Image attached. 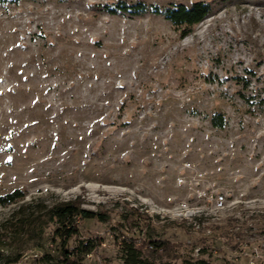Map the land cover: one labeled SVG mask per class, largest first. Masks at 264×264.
<instances>
[{"label": "rangeland", "instance_id": "obj_1", "mask_svg": "<svg viewBox=\"0 0 264 264\" xmlns=\"http://www.w3.org/2000/svg\"><path fill=\"white\" fill-rule=\"evenodd\" d=\"M117 1L0 3V194L106 213L80 220V237L102 243L79 264H123L119 241L148 233L189 256L226 222L241 235L218 236L211 261L264 264V0H202L210 10L185 36L164 12L196 0L104 9ZM52 230L41 249L56 256Z\"/></svg>", "mask_w": 264, "mask_h": 264}, {"label": "trees", "instance_id": "obj_2", "mask_svg": "<svg viewBox=\"0 0 264 264\" xmlns=\"http://www.w3.org/2000/svg\"><path fill=\"white\" fill-rule=\"evenodd\" d=\"M5 1L0 0V3ZM103 7L109 13L126 12L135 15L145 12L149 7L154 12H159L158 7L148 6L141 1L130 3L119 0ZM209 10V3L196 0L190 5L173 4L167 7L164 13L166 18L180 28L182 35L185 36L206 16ZM209 121L217 128H223L226 124L221 112L211 114ZM24 199L25 192L21 188H14L0 194V207L15 204L8 215L0 220V264L19 262L23 251L28 247L41 248L42 240L50 225L53 226L50 240L56 245L57 255L54 256L50 249L45 250L39 257L29 260L28 264L36 260L47 264H79L87 254L94 253L102 243L99 237H80L79 222L88 218H96L105 222L109 218L106 213L82 207L81 202L76 198L57 199L51 202H45L40 198H32L28 201ZM194 218L199 221L190 222L189 227L192 229L202 221L199 217ZM205 228L212 229L213 233L194 241L190 245L189 256H183L178 251L180 246L188 247L184 241L176 243L168 238H155L148 233L146 237L138 241L137 238L121 239L117 244L116 257L124 264H155L156 260H161L163 257L181 258L182 264H216L211 261V256L217 249L218 236L222 234L232 239L233 237L239 238L241 233L232 231L233 227L228 222L211 223ZM197 244L201 245L197 246ZM194 248H197L196 257L190 255Z\"/></svg>", "mask_w": 264, "mask_h": 264}, {"label": "built area", "instance_id": "obj_3", "mask_svg": "<svg viewBox=\"0 0 264 264\" xmlns=\"http://www.w3.org/2000/svg\"><path fill=\"white\" fill-rule=\"evenodd\" d=\"M218 198H224V196L223 195H219V196H217L216 199H218ZM49 246H52L51 242L49 243ZM41 254H42V249L41 248H37V253L36 254L30 255V257H23V261H21L20 264H28L29 260L35 259V258L39 257ZM87 256H90V253L87 254ZM100 264H111V263H100Z\"/></svg>", "mask_w": 264, "mask_h": 264}, {"label": "crops", "instance_id": "obj_4", "mask_svg": "<svg viewBox=\"0 0 264 264\" xmlns=\"http://www.w3.org/2000/svg\"><path fill=\"white\" fill-rule=\"evenodd\" d=\"M124 264V263H123Z\"/></svg>", "mask_w": 264, "mask_h": 264}]
</instances>
